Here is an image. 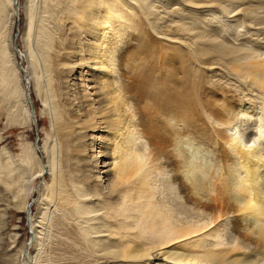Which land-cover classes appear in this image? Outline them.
Segmentation results:
<instances>
[{
	"label": "bare ground",
	"instance_id": "6f19581e",
	"mask_svg": "<svg viewBox=\"0 0 264 264\" xmlns=\"http://www.w3.org/2000/svg\"><path fill=\"white\" fill-rule=\"evenodd\" d=\"M170 1L163 2L169 4L172 3ZM173 1L179 5L184 3L191 10L203 14L211 10L212 4L215 3H218L221 9L225 8V5H221L222 0ZM142 2L143 0H72L71 4L66 2V5L69 3L67 18L74 26L70 27L71 37L65 48L70 56L65 64L69 66L59 72L57 83L58 96L64 108L62 110L66 114L65 121L60 124L62 129L66 130L61 135L65 141L63 160L66 169L64 173H55L57 182L46 185L42 192V197H46V200L42 205L50 207L59 195V201L63 200L62 203L59 202L64 206L62 208L67 210L71 217L80 220L81 233L78 238L86 240L88 247L99 257L112 261L107 262L108 264H264V58L247 56L244 62L228 59L230 71L241 79L248 80L254 86L252 93L258 91L263 96L260 98L263 99L260 103L263 107L258 122L255 123L256 132L254 136L252 134V138L247 140L244 136H235L229 130H233L231 124H234V120L235 123L239 122L236 117L241 114L247 116L254 110L250 109V112L249 107L243 102H238L227 91L207 86L205 79L196 80V85L192 87L195 114L191 115L183 92L180 93V100H177L178 108L174 112L169 108L171 118L167 117L168 125L171 119L177 120V125L169 127L174 150L162 153L153 146V150L147 155L146 147L138 144V137L131 134H138L139 137L143 135L154 139L153 141L158 138V127L154 125L149 128L144 123L143 113L150 116L148 105L141 108L134 101V95L139 92L143 93L139 96L148 101H152L156 96V93L150 94L141 89V86L145 88L144 81L151 82V75L145 71L135 72L132 80L138 85L122 83L120 88L114 75L121 69L119 56L114 54L118 51V40L112 41L109 47L104 49L106 35L97 29L98 26L122 21L125 27H130L129 29L140 28L141 32H150L166 45H176L181 49L180 39L173 37L178 35L174 33L180 32L179 26H174L179 30H173L172 36L165 31L154 33L148 17L143 12ZM16 3L15 0H0V90L3 92L8 89L11 98L17 100V115L10 114L9 121L24 129L33 122L26 89L28 81L31 87L34 85L35 76L31 75L26 79L22 74L24 72L19 69L18 62L11 60V53L9 54L6 48L8 39L6 40L5 33L1 32L6 26V21L11 18L9 32L12 38L9 49L14 56L17 54L14 45L16 19L21 11ZM261 4H264V0H261ZM250 9L245 6L241 11L249 14ZM262 20L260 19L259 23ZM243 24L249 25L245 21ZM140 26H143V29ZM160 26L161 24L158 28ZM5 31L3 29V32ZM181 31H187L182 24ZM128 35L129 38L135 39L134 33ZM209 46L213 47L212 44ZM225 50L230 52L231 56L236 53L232 48ZM200 51L203 52L204 48L198 47L196 55L188 52L187 61L193 60L201 65L202 70L206 68L212 71L210 67L213 64L207 66L212 58H203L201 55H204L205 51L199 55ZM209 53L212 54L211 51ZM217 56L221 57V54ZM180 60L181 54L173 56V62ZM161 66L159 75H152L153 79L157 80L162 76L164 63ZM152 67L147 66L145 70L149 71ZM6 92L0 95L7 96ZM221 92L223 98L220 103L217 95H221ZM209 94L217 106L206 104L207 102L202 100ZM9 95L7 97H10ZM175 95L178 96L179 91ZM156 104L159 107V103ZM131 107H134L133 114L130 112ZM9 112L11 113L8 111V114ZM162 114L164 116V113ZM213 116L217 118L211 121L212 123H206L208 118L212 120ZM181 122L184 125L179 127ZM200 124L205 127L203 131L200 130L201 133L198 132L199 129L196 130ZM168 125L162 128L165 129ZM222 126L228 128H221ZM135 130L141 135L137 131L134 134ZM206 136L219 148V159L216 158L219 169L212 171L213 165L197 162L195 154L189 153L191 147H184L186 144L194 146V142L187 141L185 137L193 138L194 141H205ZM44 148L49 149L45 145ZM33 149L35 152L34 146ZM25 158H29L28 155L25 154ZM1 168L3 172L6 171L3 164ZM25 168L18 176L12 175L15 173L12 172L14 168L5 172L4 176L0 170L5 196L1 205L7 210L14 208L20 213H27L31 208L30 194L25 183ZM45 168L47 169V166L38 170L39 177L44 175ZM168 173H172V180L167 177ZM154 174L156 180H153ZM36 175L37 173H33L31 179ZM173 183L178 184V191ZM57 187L59 193L56 192ZM159 195H164L163 199L156 200ZM179 195L184 197V203L178 200ZM198 217L203 221L191 219ZM128 218H132V221H127ZM186 218L187 221L183 222ZM225 223L231 225L228 229L238 236L239 243L235 242L234 235L229 233ZM33 233L35 237L33 236L31 245L38 247V236L41 232L35 229ZM110 236H117L118 239H112ZM207 237L213 241L208 242ZM26 244L22 247V254ZM1 248L0 246L2 264H20L18 253L15 256L5 254ZM31 257L30 255L29 259H32ZM33 261L30 260L29 264H34Z\"/></svg>",
	"mask_w": 264,
	"mask_h": 264
},
{
	"label": "rangeland",
	"instance_id": "374dc122",
	"mask_svg": "<svg viewBox=\"0 0 264 264\" xmlns=\"http://www.w3.org/2000/svg\"><path fill=\"white\" fill-rule=\"evenodd\" d=\"M163 1L165 0H143V12L148 17L151 30L154 33L165 31L171 35L173 30L178 29L174 26L178 25L180 32L177 31L174 33V35H178L173 37H176L174 38L176 40L178 38L180 39L178 40L181 44V49L176 45H166L164 41L153 37L150 32H141L140 28L129 29L130 27H125L122 21L112 24L108 23L102 27L98 26L97 28L106 35L104 49L107 48V46L109 47L112 41L118 40V51L114 54L119 56V63L122 70L119 69L114 75L117 78V84H120V88L122 83L134 84L135 86L138 85L132 80L134 77L133 73L138 71L149 72L152 78L149 79L151 82L144 81L145 88L140 86L143 91H148L150 94L156 93L153 100L148 101L145 97L141 98L139 96L141 92H139V94L134 95V101L139 104L141 108H145L146 105H148L147 111L150 113V116L143 113L144 123L149 128H152L154 125L158 127V138L153 141L154 139L144 137L137 130H135L134 134L137 131L141 137H139L138 134L133 135L132 133L131 135L138 137L137 142L146 147L147 155L153 150V146H156L157 150L162 151V153L174 150L175 146L173 145L169 127L177 125V120L171 119L170 125H168L167 117H169V119L171 118L169 108H171L173 112L178 108L177 100H180V93L183 92L185 95L184 98H186L185 102L189 106L191 115H194L195 111L193 106L195 99L193 96L194 88L192 90V87L196 85V80L203 81V79H205V84L207 86L227 91V93L233 95L238 102H243L246 107H249V111L250 109L254 110L253 113H249L247 116H242L241 114L240 117H236L235 119L239 122L235 123L236 120H234L235 125L233 123L231 124L234 128L233 130H229L230 133L235 134V136H244L246 139L252 138L256 132L257 126L255 123L258 122L259 113L263 107V104H260L263 101V99L260 98L263 96L261 93H258V91L252 93L254 86H252L248 80L241 79L236 73L230 71L228 59L233 62H235V60L244 62L248 58L247 56L255 59L264 58V24H261L262 22L264 23V4H261V0H252L248 2L246 0L245 3L244 0H222L221 5H225V8L222 7L221 9L218 3H215L212 4L213 8H211V10L205 11L203 14L199 13L200 11L195 12L191 10L185 6L184 3L179 5L176 4V1L174 2L171 0L170 2L172 3L167 4L168 2ZM214 1L219 2L217 0ZM15 2H17L16 4L18 8H20L18 10H21L16 19L17 27L14 35V45L18 54H14L16 58L12 56V52H10L9 49L10 39L12 38L9 32L11 29V18H9L10 20L8 19L10 23H8V20L6 21V26L2 28L1 32L5 33V39H8V44L6 41L8 47L6 48L9 54L11 53V60L16 61V63L18 62L21 72L25 70L26 73L22 74L29 77H31V75L35 76H33L34 85L31 87L30 83L28 89H26L27 94H29L27 97L31 105V112L33 113V122L31 121L30 125H26L24 129L20 128L18 124L15 125L10 123V114H14V116L17 115L16 107L18 106V102L11 98L12 96L11 94L9 95L8 89L4 90L7 91L6 94L8 93L10 97H7L8 95L4 96L5 94L0 95V170L4 176L5 172L14 168L15 171L13 169L12 172L15 173L12 175L18 176V174L24 171L23 169L27 165V168H25V176H27V178H25V183L30 194V207L33 209L29 208L27 213H20L14 208L7 210L1 205L2 201L5 200V196L3 192L4 182L2 181V174L0 173L1 251H5V254L9 253L14 256L18 253L20 256H17V258L20 257V259L18 258L20 264H26V262L29 264L30 260L33 261V259H35L33 261L35 262L34 264H108L107 262L110 263L112 261H107L99 257L97 253L88 247L89 245L86 240H80L78 238L81 233L79 227L80 220L71 217L68 211L62 208L64 206L60 205V203H62L63 200L59 201V195L55 201L51 203L50 207L42 205L44 200H46V197H42V192L46 185L48 186L55 181L57 182L55 173H64L66 169L63 160L65 141L61 138V135L66 130L62 129V125H60L65 121L66 114L65 111L62 110L64 108L58 96L57 83L59 72L66 68L67 65L69 66V64H65V61H69L70 58L67 54L68 50L65 48L69 44L68 40H70L71 37L70 32L72 29H70V27L74 26V24H70L66 10H68V5L72 0H15ZM66 2H69L68 5H66ZM245 6L251 8L249 14H245L241 11ZM13 18L12 16V19ZM260 19L263 20L259 23ZM12 21L14 22L15 19ZM243 21L249 25H244ZM158 23L161 24L159 28ZM181 24L187 29L186 32L181 31ZM140 27L143 29V26ZM3 29L7 31L3 32ZM130 33L135 34V39L129 38L128 34ZM157 35L162 36L161 34ZM210 44H212L213 47H210ZM72 45L75 46L74 43H72ZM198 47L204 48L205 51L204 55H201L204 51L198 52L199 55L203 58H212V61L207 65L211 66L213 64L210 67L213 69L212 71L206 68L202 70L201 65L193 62V60L190 62L187 61L188 52H192L196 55L197 53L195 52L198 51ZM229 48H232L237 54L235 53V55L232 54L231 56L229 54L230 52L225 50ZM120 49L124 51L121 52L122 50L120 51ZM210 51L212 54L209 53ZM177 54H181V60L173 62V56ZM219 54H221V57L217 56ZM162 63H164V68L161 72L162 78H157V80L153 79L152 75H159V70L162 69ZM147 66L153 67L148 71L145 70ZM140 67L143 69L141 68V70H139ZM122 72L123 74H121ZM202 72L205 76H203ZM4 91L1 92L4 93ZM178 91L179 95L176 96L175 93ZM141 94L143 95V93ZM5 97H7V99ZM217 97L221 103L223 98L222 92L221 95L219 94ZM202 100L207 102L206 104L209 103L210 105L217 106V103L211 99L210 94L203 97ZM156 102L159 103V107L156 106ZM219 109L221 111L223 110L221 106ZM128 110L130 109L128 108ZM8 111H11V113L9 112L8 114ZM130 112H132V114L134 113V107H131ZM162 113H164V116ZM211 118L212 120L208 118L206 123H212L211 121L217 117L213 116ZM165 125L168 126L163 129L162 127ZM182 125L184 124L181 122L179 127H182ZM58 127L61 129H58ZM225 127L228 128L227 126H222L221 128L226 129ZM204 128L205 127L200 124L199 128L196 130L199 129L198 132L201 133ZM200 133L199 136H201ZM206 137H204L205 141L201 139L194 141L193 138L189 139L185 137L187 141L194 142V146H187L188 144H186L184 147H191L189 153L195 154L194 158L197 162L202 161L203 164L213 165L211 171L215 168L219 169V165L216 164L217 159H219V148ZM44 145L49 149L46 150ZM33 146L36 148L35 152ZM25 154L28 155L29 158H25ZM7 161H9V163H7ZM162 161L159 163L161 164ZM6 163L7 166H5ZM22 163H25L24 167ZM2 164L4 171L6 170L5 172H3V168H1ZM8 165H10V168ZM44 166H47V169L45 168L44 175L39 177L38 170ZM5 167L8 168L6 169ZM46 172L48 173L46 174ZM33 173H37L38 176L36 175L31 179ZM168 175L167 177L171 179L172 173H168ZM153 180H156V174H154ZM68 181L70 184V180ZM69 187L67 186V189L69 188L68 190L71 189L70 185ZM58 188L59 187H57L56 192L59 193ZM174 188L178 191V184H175ZM51 194L52 193L49 195ZM9 195H11V193ZM157 197L156 200H160L163 199L164 195H159ZM178 200L184 203V197H182V195H179ZM42 210L44 211L41 212ZM201 214L204 215V212ZM131 219L132 218H128L127 221H132ZM187 219L188 218L183 219V222H186ZM191 219L203 221L201 217ZM191 219L189 218L190 221ZM38 224H40V228H38ZM225 224L227 229L231 228V225H229L230 223ZM34 227L41 232L38 236V247L31 245L35 237V233H33L35 231ZM228 231L232 236L234 235L235 242L239 243L240 239L238 236L232 233L231 229H228ZM222 236L225 238L224 235ZM110 237H113L112 239H118L117 236ZM208 238L210 237H207V240H209L208 242H210L211 239ZM74 240L78 241L75 242ZM25 243L27 244L23 248L22 254V247ZM6 250L8 252H6ZM30 255L32 259H29ZM1 261L2 256L0 255V264H2ZM156 264H162V262H157Z\"/></svg>",
	"mask_w": 264,
	"mask_h": 264
},
{
	"label": "water",
	"instance_id": "95a60500",
	"mask_svg": "<svg viewBox=\"0 0 264 264\" xmlns=\"http://www.w3.org/2000/svg\"><path fill=\"white\" fill-rule=\"evenodd\" d=\"M16 37H17V34H16ZM24 73H26L25 70H24ZM27 77H28V76L26 75L25 78L27 79ZM28 82H29V81H28ZM28 82H27V89H28V87H29V83H28ZM28 96H29V94H28Z\"/></svg>",
	"mask_w": 264,
	"mask_h": 264
}]
</instances>
